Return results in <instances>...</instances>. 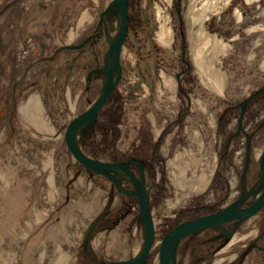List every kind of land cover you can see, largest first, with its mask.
<instances>
[{
  "label": "rangeland",
  "instance_id": "obj_1",
  "mask_svg": "<svg viewBox=\"0 0 264 264\" xmlns=\"http://www.w3.org/2000/svg\"><path fill=\"white\" fill-rule=\"evenodd\" d=\"M110 1L0 0V264H50L57 250L70 256L68 264H106L131 258L141 245L137 200L117 188L130 191L132 183L121 171L113 172L116 185L85 169L63 136L68 121L101 91L105 30L82 51L63 47L84 41L99 19L107 22L108 33V23L119 20L116 6L101 14ZM129 11L138 13L142 25H129L124 41L126 55L115 85L124 101L116 146L130 152L146 131L155 142L161 137L157 152L162 158L154 170L137 162L131 166L143 179L155 226L145 264H159L167 217L182 208L202 213L222 207L240 192L245 132H253L246 174L253 181L259 172L264 97L245 106L240 125L238 114L241 100L264 84V0H132ZM180 22L187 73L181 72L187 66L179 59ZM161 26L170 32L168 44L159 39ZM212 45L214 63L225 75L221 91L204 69ZM30 96L37 98L53 135L24 118L20 107ZM226 105L237 106L227 125L228 158L221 164L222 185L212 184L223 143L217 118ZM47 125L44 129L50 130ZM78 143L88 155L111 161L106 153L93 156ZM203 173L209 178L199 179ZM103 216L111 219L109 227L96 230L83 250L86 229ZM263 222V211L249 217L226 245L197 264H264V253H247ZM208 234L212 231L184 237L177 264H192L189 244ZM87 249L85 259L81 253Z\"/></svg>",
  "mask_w": 264,
  "mask_h": 264
},
{
  "label": "water",
  "instance_id": "obj_2",
  "mask_svg": "<svg viewBox=\"0 0 264 264\" xmlns=\"http://www.w3.org/2000/svg\"><path fill=\"white\" fill-rule=\"evenodd\" d=\"M113 6H116L119 13V16L117 17L119 19V27L116 38L112 43H110L107 39V22L106 25H104L102 19L98 20V24L102 23L104 25L106 40L108 42V48L104 53L102 66L100 68V72L103 74L101 91L89 106L68 121L63 136L66 147L72 157L85 169L106 176L116 185L119 181L113 172L121 171L126 175V179L133 185V189L130 191L123 190L119 187V185H117V188L125 194L135 196L137 200L139 221L143 229V239L141 241L140 249L129 259L112 260L106 264H145L154 244L155 226L150 201L143 184V179L131 167L132 161H135L139 163L141 167H144L143 161L135 156H130L122 161L101 160L85 153L78 143V141L81 142L85 129L93 125L96 121L100 109L107 102L119 79L120 53L128 32V0H111L104 7L101 14L106 13ZM71 47L74 46L70 44L68 47L65 46L63 48ZM263 90L264 84L252 91L250 94L246 95L241 100L239 103L238 125H240L248 100ZM252 135L253 132H245V159L244 168L241 173L242 185L239 196L231 203L220 207L216 211L200 215L192 219L182 220L166 231L161 236L158 244L157 253L159 264H177V248L180 241L185 236L192 235L203 231L206 228L212 227L223 230L226 223L235 221L233 227L226 232L227 238L225 242L227 243L235 233L239 224L255 215L261 208L264 207V139L259 159L258 186L255 189L248 190L245 185L246 168L250 157V139ZM249 197H251L249 203L242 206ZM96 224L97 220L93 221L86 229L81 243L83 250L86 249L91 233Z\"/></svg>",
  "mask_w": 264,
  "mask_h": 264
},
{
  "label": "trees",
  "instance_id": "obj_3",
  "mask_svg": "<svg viewBox=\"0 0 264 264\" xmlns=\"http://www.w3.org/2000/svg\"><path fill=\"white\" fill-rule=\"evenodd\" d=\"M131 1L132 0H129V4L131 3ZM181 24L182 22H180L179 33L181 35L182 48L180 51L179 59L182 63L183 62L186 63L187 66L181 72L187 73L190 69V62L189 59L185 57L186 40L182 32ZM99 25L102 26L103 24L100 23ZM128 25L141 27L142 19L140 18L138 13H132L129 11ZM72 45L74 47L68 49L77 50L82 47V42L72 43ZM188 79L193 83L196 81L195 77L191 75L188 76ZM178 90L180 92H183L184 88L179 86ZM262 97H264V91L258 94L257 96L251 98L247 102L246 107L252 102ZM236 107H237L236 105L224 106V108L221 110L217 118L216 132L223 137V143H222L221 152L219 153V163L213 175L212 184L214 183V184L222 185L223 182V179L220 175V170L222 166L221 164L226 158H228L227 146H228L229 138L231 137L230 130L227 129V125L228 122L230 121L231 115L235 113ZM184 110L185 112L187 111L186 108ZM123 114H124V101L122 98V94L118 90L114 89L111 95L109 96L107 102L100 109L94 124L85 129L84 135L81 139L82 144L87 147L88 151L93 156H99L101 154L106 153L111 159V161H122L129 158L130 156H135L143 161L146 168L154 170L156 163L162 158L157 152L158 149L157 143L161 137L158 138V140H156L155 142L152 140L149 132L147 131L143 132L139 137V141L133 146L130 152L120 151L116 146V142L120 136L119 123L123 120ZM181 115L182 113L180 114V118L182 117ZM161 172L162 174H164L163 169L161 170ZM156 197L159 198L160 195L157 194ZM194 215H195V211L193 208H182L180 210L175 211L174 217H167V219L165 220V226L162 228V232L165 233L166 231L171 229L176 223ZM102 220H103L102 222L98 223L95 226V228L91 233V236L94 234L96 230L109 227L111 223V219L105 216ZM203 242H204L203 238H198L197 240H194L190 243L192 264H197L205 257ZM81 254L82 256L85 257V259H87V257L90 256V252L88 251V249L86 251H82ZM206 254L208 255L207 257L210 256L209 255L210 252H207Z\"/></svg>",
  "mask_w": 264,
  "mask_h": 264
},
{
  "label": "flooded vegetation",
  "instance_id": "obj_4",
  "mask_svg": "<svg viewBox=\"0 0 264 264\" xmlns=\"http://www.w3.org/2000/svg\"><path fill=\"white\" fill-rule=\"evenodd\" d=\"M128 14H129V0H128ZM128 27H129V25H128ZM103 32H104V25L101 26V25L98 24V21H96L93 30L91 32H89L88 34H86V36H84V38L82 39V40H84V41H81L82 42V47L80 49L75 50V51H82L84 49V46L87 43L96 44V42L98 40H100V38L102 37ZM263 91H261V92H263ZM260 93H258V94H260ZM257 95H255V96H257ZM133 163H136V162L135 161H132L131 162V166H132ZM144 167H145V165H144ZM245 177H246V179H245L246 189L249 190V189H255V188H257L258 183H259V172L257 173V175H256V177L254 178L253 181H251L250 176H248V174H246ZM241 185H242V181H241ZM240 192H241V190H240ZM240 192L238 193V195L236 196V198L239 196ZM250 200H251V197H249L242 206L247 205ZM219 208L220 207H216L215 209H211V210H209L207 212H202V213L198 212L199 211V208H193L194 211H195V215L194 216H190L189 218H186V219H192V218H195V217L200 216V215L208 214V213H211L213 211H216ZM261 211L264 212V207L261 208L258 212H261ZM104 217L105 216L100 217L99 220H98V222H97V224ZM234 222L235 221H230V222L226 223L224 225V229L223 230H220V229H217V228L212 227V228H206V229H204L202 231L203 233H205V232L206 233H211V231H212V234H208L207 236H205L203 238V240H204V242H203V248L205 250V254L207 252L215 253L216 251H218L219 249H221L224 245H226V242H225V240L227 238L226 232L233 227ZM241 224H239V226ZM239 226L237 227V229L239 228ZM263 239H264V222H263V225H262L260 231L258 232V234H256L255 237H253L250 240V244H248L249 247H248L247 253L250 252L251 250H256V251H258L260 253H264V243H262V240Z\"/></svg>",
  "mask_w": 264,
  "mask_h": 264
},
{
  "label": "bare ground",
  "instance_id": "obj_5",
  "mask_svg": "<svg viewBox=\"0 0 264 264\" xmlns=\"http://www.w3.org/2000/svg\"><path fill=\"white\" fill-rule=\"evenodd\" d=\"M83 20L84 19L82 18L80 21L82 22ZM118 27H119V20H117V21H111V22L108 23V33H107V35H108V40H109L110 43H112L115 40L116 35H117V32H118ZM159 39L164 44H168L170 42V40H171V35H170L169 30L164 29L163 26H161L160 31H159ZM207 45H209V44H207ZM210 50H212V52H213V54L211 55V61L210 62H207V63L204 61V69H206V71L209 73V80L211 81L213 87L215 89H217L218 91H221L222 90V87H223V84H224V76L225 75L220 71V69L214 63L215 62V58H214V53L215 52H214V49H213V45H212V47H210ZM125 55H126V49H125L124 44H123L122 49H121V53H120V64L122 62L121 61L122 60V57L125 56ZM204 60H205V58H204ZM31 105L33 107H35V108H38V106H37L38 105V102L35 101L33 98H31L29 100V102H28V104L26 106V110H29L28 107L31 106ZM208 178H209L208 175H206L204 173L201 174L200 177H199V179H202V180H206ZM197 179L198 178L196 177V180ZM199 182H202V181L199 180ZM140 246H138L137 252L139 251ZM58 263H59V261H58Z\"/></svg>",
  "mask_w": 264,
  "mask_h": 264
},
{
  "label": "crops",
  "instance_id": "obj_6",
  "mask_svg": "<svg viewBox=\"0 0 264 264\" xmlns=\"http://www.w3.org/2000/svg\"><path fill=\"white\" fill-rule=\"evenodd\" d=\"M30 97H32L33 98V96H30ZM29 97L27 98V100L25 101V103L20 107V111L23 113V115H24V118L25 119H29V120H31L30 122H29V124H32V125H34L37 129H38V131H40V132H43V133H47V134H51V135H53L54 134V130L52 129L53 127L52 126H50V124H49V122L47 121V119L43 116V114L41 113V108H39L40 110H38V108H35L34 109V107L31 105V106H29L28 107V109L29 110H26V106H27V104H28V102H29V100L31 99H29ZM35 101H38L37 100V98H33ZM38 107H40L39 106V102H38V105H37ZM34 109V110H33ZM32 110V111H31ZM38 120H37V119ZM44 122H47L48 123V125L51 127V130H53V133L51 132V130H46V129H44V127H43V124H44ZM140 244H141V242H140ZM63 258H62V257ZM58 261H59V263H58ZM69 261H70V256L67 254V253H62V252H60L59 250H57V253L56 254H54L52 257H51V259H50V264H68L69 263Z\"/></svg>",
  "mask_w": 264,
  "mask_h": 264
}]
</instances>
